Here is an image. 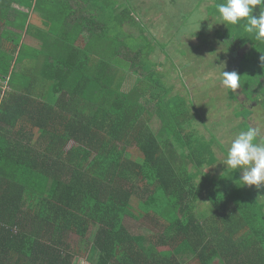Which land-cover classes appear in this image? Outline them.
Masks as SVG:
<instances>
[{
    "label": "trees",
    "instance_id": "obj_1",
    "mask_svg": "<svg viewBox=\"0 0 264 264\" xmlns=\"http://www.w3.org/2000/svg\"><path fill=\"white\" fill-rule=\"evenodd\" d=\"M189 1L165 2L179 9L167 24L171 41L189 31ZM212 1L224 2L198 0L196 12ZM140 6L0 0V264H72L85 249L78 237L89 235L93 264H178L174 244L194 230V200L202 194L195 184L206 164L201 156L210 154L202 158L209 164L215 159L210 147L194 149L193 102L162 86L167 73L159 68L176 62L144 23ZM215 42L224 54L227 44ZM238 42L232 48L241 58L245 47ZM222 63L243 69L230 54ZM190 161L194 166L185 167ZM236 176L214 194V205L223 216H242V244L260 253L264 209L248 203L243 210L244 200L229 195L237 182L249 193L240 171ZM172 241L169 252L160 250Z\"/></svg>",
    "mask_w": 264,
    "mask_h": 264
},
{
    "label": "rangeland",
    "instance_id": "obj_2",
    "mask_svg": "<svg viewBox=\"0 0 264 264\" xmlns=\"http://www.w3.org/2000/svg\"><path fill=\"white\" fill-rule=\"evenodd\" d=\"M166 1L168 0H135V4L142 5L140 7L142 8L144 23L149 24L153 31L152 33L162 43L167 44V51L171 52L172 58L176 62V66L169 63L167 66L159 68L164 73H167L166 78L164 77L161 81L162 86L165 90H174L172 91L173 95L186 96L187 103L189 101L193 102L192 106L195 108V112H197L195 115L198 117L196 119L197 122L202 121V115L206 116L207 123L203 127L199 122L198 125H193V130L197 131L199 137L194 149H198L199 147L205 149L217 147L219 151H226L234 136L241 130H247L250 126L259 128L260 139H264V63L260 59L261 56H264V45L260 43V39H256L254 34L246 33L243 30V22L239 26L221 24L223 22L218 17L216 2L212 1L213 4L206 9L204 7L199 12H196L197 5L199 4L198 0H190L186 6V12L190 16L189 31L188 33L184 32L182 36H176L171 41L173 33H170L171 30L168 29L167 24H171L170 15L178 12L179 9L176 11L174 7L172 9L168 8L165 4ZM33 15L34 17L37 16V14ZM197 18L200 21L199 27ZM216 39H222V42L231 47L225 45L224 54V50L217 51ZM241 40L245 48H241L243 56L240 58L239 52L233 53L232 45L234 46V44L239 43L238 41ZM229 54L231 58H234V62L237 61L238 64L243 65V69L240 71L233 70V68L227 67V65L223 69L228 72L235 71L241 76L242 89L238 88L232 92L223 87L220 75L222 67L218 65L222 62V58H226ZM154 57L159 62L165 64L166 59L164 56L158 57L155 54ZM153 70L157 71L156 68ZM19 71H21V66L19 67ZM158 75L157 72V77ZM131 83H134L133 76H131ZM247 87L249 91L246 93ZM238 97L243 102L245 98L244 106L241 105ZM219 118H223L224 120L222 126H219L220 120H222H219ZM197 127H202L203 129L197 130ZM228 128L231 129L228 130ZM39 136L37 133L36 139ZM216 157L219 159L220 154L217 153ZM137 160H141V157H137ZM226 170L227 167H225L226 174L222 177L223 181L219 180L220 177L210 178L212 187L210 193L216 194L217 191H222L225 188L226 181H230L232 184L236 182V175L239 176V170L234 173L231 169H228L229 171ZM207 171L211 175L216 174L214 169L210 168ZM237 183L239 184V182ZM237 183L234 184L235 191L232 190L229 195L232 197L234 195V198L238 199L239 202H241V199L244 200V202L240 203L242 204L241 208L244 210V207L249 203L253 204L255 209L258 207L263 210L264 185L260 187L248 186V193V191H245V186L244 189H241L239 187L240 184L238 185ZM202 193L201 195L204 196L207 190L202 189ZM206 195L208 197V193ZM246 195L252 198L246 197ZM246 199H249V201H246ZM203 206L206 207L208 205L203 203ZM215 206L216 209L214 210H217V205ZM146 222L148 221L145 219L140 221V223L144 224ZM143 232H147V230L145 229ZM86 252L85 247L80 253L84 254Z\"/></svg>",
    "mask_w": 264,
    "mask_h": 264
},
{
    "label": "crops",
    "instance_id": "obj_3",
    "mask_svg": "<svg viewBox=\"0 0 264 264\" xmlns=\"http://www.w3.org/2000/svg\"><path fill=\"white\" fill-rule=\"evenodd\" d=\"M15 9L20 10L19 7H15ZM22 12H28L24 9L21 10ZM32 42L36 43L39 45V42L36 40H33ZM204 122H199L202 124V127L206 122V116L202 115L201 117ZM195 119H197L195 117ZM222 119V120H220ZM220 124L219 126H222L224 123L223 118H219ZM243 121V119H242ZM197 122V121H196ZM198 122L195 123L193 122L194 125H198ZM202 127H197V130L203 129ZM231 128H228L230 130ZM192 130V131H191ZM190 134L198 140L199 137L197 135V131L191 129ZM213 144V143H211ZM210 151L213 152L212 154L214 155V163L209 164L207 161L210 160V154H207L206 156H201V162L206 163L204 165V168L201 169V176L198 178L196 181V185L201 186V192L203 190H207V193L202 196L201 194L196 197L194 200L195 203H197L198 206L195 207L193 212L196 214V222L194 223L193 227L194 230H191L189 233H183V241L182 240H177L174 245H178L179 247V254L175 256V261L178 264H204V260L207 261V259H210L212 255H215L213 260L210 261L209 264H264V251L256 252L254 249H258L256 245L254 247H251L250 249L246 248L243 246V239L242 233L244 230V226L240 225L241 215H237V213H233L232 215H228L225 213V216H223V212L218 210L219 207L217 206V210L215 205L216 204V196H214V193H210L212 187L210 184V178H217L220 177L219 180H222L223 175L225 176V165H224V160L225 156L227 153L226 151L222 150L219 151L217 147H210ZM178 153H181L179 151ZM216 153V155H215ZM217 153L220 154V158L217 159ZM189 154V150H187V153ZM196 158V155H195ZM202 158H206L207 161L202 160ZM198 159V157H197ZM183 164L186 166H189L192 168L194 166L193 162L190 161L189 163L183 162ZM214 169L216 171L215 175H211L208 173V169ZM229 168H227L226 171ZM241 175V173H240ZM205 176L208 177V181L205 182ZM216 176V177H215ZM219 183V181L217 182ZM219 185V184H218ZM217 193V192H216ZM203 194V193H202ZM228 201V200H227ZM214 202L213 204H211ZM203 203L205 205H208L206 207L203 206ZM217 215L222 216V220L217 221ZM172 215L166 216L168 219L167 223L173 222ZM165 217V216H163ZM236 221V222H235ZM242 224V223H241ZM171 227V226H168ZM245 230L249 231V226H245ZM93 233V230L91 231ZM79 243L81 242V247L86 249L92 248V244L90 241H92V237L89 235L86 239H81L78 237ZM174 241L172 242H167L163 247L160 248L161 251L164 253L169 252L172 247L171 244H173ZM39 244V243H36ZM50 243H43V246L37 245L38 247H45ZM192 248V252L188 251L186 254L182 251L181 247H186ZM238 251H241L240 253ZM215 253V254H214ZM218 253V254H217ZM91 256L90 253H84L81 254L80 256H76L75 258L72 259V264H93L91 261ZM34 262L32 264H40L39 262L41 259H33Z\"/></svg>",
    "mask_w": 264,
    "mask_h": 264
},
{
    "label": "clouds",
    "instance_id": "obj_4",
    "mask_svg": "<svg viewBox=\"0 0 264 264\" xmlns=\"http://www.w3.org/2000/svg\"><path fill=\"white\" fill-rule=\"evenodd\" d=\"M216 11L223 22L221 24L239 26L243 22L246 33L254 34L256 39H264V0H224L216 5ZM197 23L199 27L198 18ZM260 59L264 63V56ZM221 65L223 87L231 92L240 88L241 76L235 71H224L225 64ZM224 165L233 173L240 171L238 181L244 186L264 185V139H260L259 128L250 126L234 136L227 149Z\"/></svg>",
    "mask_w": 264,
    "mask_h": 264
}]
</instances>
